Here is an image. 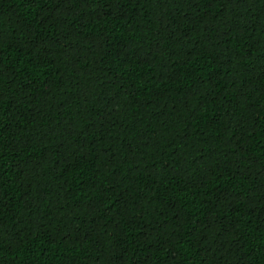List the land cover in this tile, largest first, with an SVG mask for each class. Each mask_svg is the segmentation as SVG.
Instances as JSON below:
<instances>
[{
    "label": "trees",
    "instance_id": "16d2710c",
    "mask_svg": "<svg viewBox=\"0 0 264 264\" xmlns=\"http://www.w3.org/2000/svg\"><path fill=\"white\" fill-rule=\"evenodd\" d=\"M0 264H264V0H0Z\"/></svg>",
    "mask_w": 264,
    "mask_h": 264
}]
</instances>
